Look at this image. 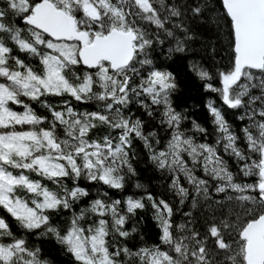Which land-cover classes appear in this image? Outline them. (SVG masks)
Segmentation results:
<instances>
[{
	"label": "snow or ice",
	"instance_id": "obj_1",
	"mask_svg": "<svg viewBox=\"0 0 264 264\" xmlns=\"http://www.w3.org/2000/svg\"><path fill=\"white\" fill-rule=\"evenodd\" d=\"M222 7L232 57L218 72L219 87L205 88L229 109L243 108L239 119L248 123L237 134L209 101L216 138L208 143L207 129L196 121L191 131L204 134L205 142L182 127L186 117L171 100L174 75L153 68L145 76L137 67L152 64L148 49L161 32L187 33L174 19L200 16L203 5L196 0H0V209L27 233L53 236L77 264H264V0H222ZM184 42L177 39L174 50L183 51ZM17 49L40 67L15 54ZM191 67L201 80L211 79L202 66ZM51 97L61 100L51 103ZM135 97H143L138 102L147 115L158 112L159 124L170 130L163 147L156 131L145 132V122L133 118L129 105ZM73 100L95 104L80 111ZM31 102L50 117L37 114ZM136 139L156 167L172 176L170 188L182 205L190 196L183 178L195 193L193 208L198 197L211 200L210 187L225 194L226 205L215 201L224 215L206 218L201 232L191 212L176 224L173 207L150 193L122 202L99 189L76 210L90 195L81 179L124 189L126 175L135 174L129 153ZM223 154L252 181L237 182ZM145 200L154 209L159 243L135 249L118 244L117 237L137 231L124 225ZM61 211L69 213L63 230L51 216ZM0 264L50 262L0 215Z\"/></svg>",
	"mask_w": 264,
	"mask_h": 264
},
{
	"label": "trees",
	"instance_id": "obj_2",
	"mask_svg": "<svg viewBox=\"0 0 264 264\" xmlns=\"http://www.w3.org/2000/svg\"><path fill=\"white\" fill-rule=\"evenodd\" d=\"M197 3L203 5L202 14L198 17H193L191 13H188L186 18L174 19L175 23H183L184 27L188 30L187 33L182 32L180 29H173L174 37H168L164 33H160L159 38L154 37L153 46L148 49V58L152 60L151 65H145L141 67L137 65L138 69L143 75H147L146 70L153 68L171 72L176 80L177 89L172 94V105L176 111L182 113L186 119L182 122V127L190 130L189 135L195 136L198 142H205V135L201 133L192 132V122L196 121L202 127L207 129L208 135L206 142L214 143L215 130L212 123V117L208 111L207 104L209 101H215V105L222 110L226 119L233 128L240 133V129L244 127L248 120L243 121L239 119L244 114V109H229L223 104L217 93L206 90L205 84L211 83L214 86L219 87L218 72L225 70L230 66V60L232 57L231 52V36L230 29L225 19H220L224 16L222 7V0H196ZM15 20V18H14ZM19 26L23 27L22 22H18ZM172 28V24L168 25ZM150 31H154V26H151ZM190 36V39L185 40V36ZM177 39L185 41L183 43V51H175ZM26 62L30 61L37 68L40 67L38 61L35 58L29 57L26 53H16ZM143 58V57H141ZM197 64L205 69L211 79L205 81L201 80L199 76L192 70V65ZM134 82H139V76H133ZM253 94H259V90L254 89ZM51 103H59L61 98L51 97L47 98ZM143 97H135L133 102L129 105L133 118L139 117L145 122V132L156 131L161 138V145L163 147L164 142L170 135V130H166L164 126L159 124V113L155 114V118L149 117L145 109L138 102ZM150 103V101H145ZM32 106L39 115H48L46 109L41 107L38 102H31ZM73 105L80 111L91 109L95 101H91L87 104L72 101ZM259 103V102H257ZM157 106H153L156 108ZM17 110H22L17 106ZM243 146V141L240 142ZM132 167L135 169V174L128 173L125 177V187L121 190L109 189L106 186L91 183L87 180L81 179L78 183L81 187L86 188L90 195L81 201L80 205L75 206L76 210L79 207L85 206L87 202L94 199L99 189L101 192H107L112 199H120L122 202L128 196L140 198L151 194L157 200H166L174 209L173 221L176 224L182 223L188 218L184 216L185 212H191L195 217L196 226L201 232L204 231V220L211 215L222 217L226 209L220 205H216L215 201H223L225 205L228 203L225 201V194H217L214 191V187H210L211 200L204 201L203 197H198V205L192 207V196L195 195L192 192L191 187L186 181H183L185 187H189L190 196L185 203H180V198L171 190L172 176L167 171H162L156 167V165L149 159V153L147 149L143 147V143L136 139L133 141V148L129 153ZM225 160L228 162L230 170H232L237 176V182H251L252 178L243 177L239 172L234 158H230L227 154H223ZM198 175L203 176L202 171H198ZM49 183L50 187H54ZM71 185V181H67ZM214 182L210 181V184ZM143 185V188H137L136 185ZM231 194V193H229ZM145 207L143 209H137L134 216H130L127 223L124 225L125 229L130 231L135 227L136 232L132 233V236L128 239L121 237L116 238V242L120 245H128L130 248H137L142 243L148 244L159 243L158 237L160 230L157 227V221L153 218L154 209L147 200L144 201ZM211 205V207H209ZM0 215H3L10 223L14 232L19 235H25L32 247H39L41 249V255L44 259L48 260L50 264H77L73 256L66 250L63 245L56 242L55 238L51 235L41 236L37 233H27L25 230L19 228L14 220L3 209H0ZM69 213L67 211H61L59 213H51L52 222L57 224L63 230L65 221ZM141 237L143 239H141Z\"/></svg>",
	"mask_w": 264,
	"mask_h": 264
}]
</instances>
